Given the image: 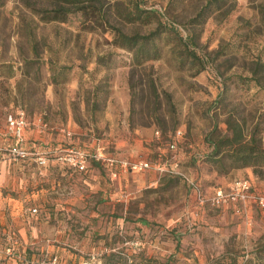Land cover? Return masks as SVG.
<instances>
[{
	"label": "rangeland",
	"instance_id": "1",
	"mask_svg": "<svg viewBox=\"0 0 264 264\" xmlns=\"http://www.w3.org/2000/svg\"><path fill=\"white\" fill-rule=\"evenodd\" d=\"M210 1L94 0L88 17L47 21L35 12L45 0H0L4 138L11 141L3 124L8 113H25L31 138L43 122L71 119L77 148L92 152L95 140L128 161L167 160L168 169L177 163L205 192L249 179L239 169L255 174L253 167L221 171L209 159L207 138L227 134L232 117L264 140V69L260 85L251 73L256 61L264 64V0ZM139 6L155 14L130 21ZM207 7L210 14L197 23ZM113 26L129 34L165 31L161 57L137 64L133 52L114 44ZM171 26L194 37L189 49L199 59ZM90 164L73 176L72 203L55 201V175L44 176L39 163L27 184L19 180L11 190L0 182V264H50L56 256L62 264H264V213L257 208L229 211L213 225V215L223 213L210 203L200 209L186 178L152 167L127 168L119 179L101 162Z\"/></svg>",
	"mask_w": 264,
	"mask_h": 264
},
{
	"label": "trees",
	"instance_id": "2",
	"mask_svg": "<svg viewBox=\"0 0 264 264\" xmlns=\"http://www.w3.org/2000/svg\"><path fill=\"white\" fill-rule=\"evenodd\" d=\"M94 0H45L47 6L41 8H35V12L41 15V18L47 21H65L67 17L72 13L80 12L82 16L88 17L90 13L96 12L95 4H92ZM216 0L209 2V7ZM203 9L197 16V23H203L205 18L210 14L206 12L207 9ZM34 10V9H33ZM101 14V10H99ZM150 14H155V11H148L140 6L136 10L128 13L130 21L135 22L137 20L148 21ZM201 19V20H200ZM169 30L179 34V37L186 49L195 59L197 57L196 52L189 49V45L194 42V37L188 35L186 38L181 36L180 32L174 26H171ZM160 28H157L150 33L141 34L126 33L121 28L113 26L114 44L120 48L133 52L135 62L137 64H144L149 60L158 59L161 57V48L158 44V39H161L163 33ZM201 69L205 68V61L199 60ZM264 69V64L261 61H256L255 66L252 69V80L258 82L260 85L259 74ZM94 96L98 94V87L92 90ZM94 109H99V104H95ZM228 127L227 134L210 135L207 138V142L211 146L212 150L209 154V159L218 165L221 171H228L229 169H239L244 167H253L255 174L259 178L264 179V140L256 133V131L249 132L246 127V122L229 117L226 121ZM142 264H152L150 261Z\"/></svg>",
	"mask_w": 264,
	"mask_h": 264
},
{
	"label": "crops",
	"instance_id": "3",
	"mask_svg": "<svg viewBox=\"0 0 264 264\" xmlns=\"http://www.w3.org/2000/svg\"><path fill=\"white\" fill-rule=\"evenodd\" d=\"M9 114L11 113L6 114L4 118V123H3L4 128L6 127L7 117ZM74 128H76V124L73 123L71 119H69L67 124L56 125V126L49 125V128L45 130H41L40 128H38L32 134L33 138H31L28 132L30 127H28L26 129L25 141H24L25 146L29 150L28 156L24 159H20L17 161H10L9 163H5V164L0 163V182L7 181V184L9 185V189L11 190H14L16 188L19 180L27 184L28 183L27 181L29 180V177H30L29 174L32 171L33 165L35 163H38L39 156L44 155L47 158V164L44 165V170H43L44 176L48 175L49 173H53L55 175L54 183L57 188V196L55 197V201L59 203L60 205L65 202L72 203L73 201H75L76 197L74 196V193H73L74 191H72L74 189V187L72 186H75V181H74L73 176L75 172L84 171V170H79L73 167L63 157V155L65 154V151L69 147L74 146L73 143L75 142V138L73 136L76 134ZM63 129H65L66 131H63ZM11 143L12 141L9 142L8 139L4 138V129L0 127V146H4V145L9 146ZM90 145L92 147H97L96 149L92 150V153H96L98 148L102 149L101 152L104 158L103 159H97V158L89 159L87 168L91 165L90 164L91 162L92 163L101 162L102 164L106 166L108 172H110L112 177H118L120 179L122 173L125 170L122 167H120L119 164H115L114 166H109L106 160L109 158L116 159V160H127V159L121 155H114V154L107 153L105 151V148L100 147L98 143H96L95 140ZM5 171L7 172V176L10 177V179L7 176H3V172ZM114 172L117 173V176L113 175ZM239 172H240L239 173L240 176L248 177L257 190L264 192V190L260 188V185H262L263 183L262 180L256 174H254L251 170H249V168L239 169ZM67 182H69V185L66 184ZM222 188L225 190L229 189V187L225 185ZM205 190H206V193L208 192V194H211L212 191H215L216 189L209 190V188L206 187ZM237 205H243V204L240 202H229L227 204H224L216 208L210 207L213 210H219L223 213L222 215H219V214L213 215V217L211 218L213 225H216L214 224L216 222L221 223L222 220H225L226 218H228L227 213L229 211L248 212L249 210L255 207L261 213H264V211L260 210L253 203H248L247 208H244V210H242V208H237L236 207ZM33 209H36V208H30L31 211ZM194 215L192 212L191 216L193 217ZM204 228L208 229L206 227ZM217 230H218V227L212 226V230H209V231L216 232ZM155 247H158V245L156 244ZM158 249L160 248L158 247Z\"/></svg>",
	"mask_w": 264,
	"mask_h": 264
},
{
	"label": "built area",
	"instance_id": "4",
	"mask_svg": "<svg viewBox=\"0 0 264 264\" xmlns=\"http://www.w3.org/2000/svg\"><path fill=\"white\" fill-rule=\"evenodd\" d=\"M29 126L28 118L26 117L24 112H18L17 114H9L7 117V124L5 127V135L9 138H11L12 143L7 147H0V161L4 159H8L10 161H17L20 159H24L28 156L29 150L25 146V134L26 129ZM42 130H45L49 128V124L46 122L41 123ZM63 131H66L63 129ZM157 133H159L157 131ZM182 136V131L178 130L175 134V140L172 141V143L169 144L170 149L173 151L177 148V141ZM174 138V137H173ZM102 149L98 148L96 153H92L88 150L77 148L76 146L69 147L65 154L63 155L64 159L70 163L73 167L79 169V170H85L88 165V161L91 158H97V159H103L104 156H102ZM106 162L109 164V166H114L115 164H119L120 167H122L124 170L127 168L129 170L133 171H141V170H147L154 167L157 170L161 171H167L169 173H172L173 175L180 176L183 178H186L190 185L192 186L197 204L199 208L201 209L204 207L207 203H210L212 206L219 207L224 204H227L229 202H240L243 205H237V208H247L248 203L255 204L260 210L264 211V192H261L257 190L253 183L249 179H239L234 182L232 187H230L228 190L219 188L216 189L213 194L208 196L204 189L201 188V186L194 181H191L187 178V176L178 169V164L175 163L173 165L172 169H168L166 167V162H152L149 160H141V161H128V160H116L109 158L106 160ZM38 163L42 166L47 164V158L44 155L39 156ZM114 176H117V173H113ZM33 212H36V209L32 210ZM198 215V212H195ZM132 245L139 247L140 243L138 241L133 242ZM40 264H46L44 262ZM50 264H62L58 257H54ZM80 264H105L102 262H97L94 259L93 260H87Z\"/></svg>",
	"mask_w": 264,
	"mask_h": 264
}]
</instances>
